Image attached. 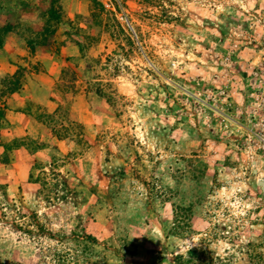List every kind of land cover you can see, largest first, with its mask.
I'll use <instances>...</instances> for the list:
<instances>
[{"label": "rangeland", "instance_id": "1", "mask_svg": "<svg viewBox=\"0 0 264 264\" xmlns=\"http://www.w3.org/2000/svg\"><path fill=\"white\" fill-rule=\"evenodd\" d=\"M0 38V264H264V0H0Z\"/></svg>", "mask_w": 264, "mask_h": 264}, {"label": "trees", "instance_id": "2", "mask_svg": "<svg viewBox=\"0 0 264 264\" xmlns=\"http://www.w3.org/2000/svg\"><path fill=\"white\" fill-rule=\"evenodd\" d=\"M1 45H2V39L0 38V48H1ZM15 78H16L15 76H12L10 79L14 80ZM4 88H5V91L3 93L14 94V93L18 92L21 87H20L19 83L10 82L7 85H5ZM0 117L2 119H4V114L0 113ZM27 140L29 141L28 138L24 139V141L29 144V142H27ZM32 143H34V142H32ZM6 150H7V148H6ZM12 150L13 149H11V151ZM21 150L25 151L24 149H21ZM7 161H4V163H8Z\"/></svg>", "mask_w": 264, "mask_h": 264}, {"label": "built area", "instance_id": "3", "mask_svg": "<svg viewBox=\"0 0 264 264\" xmlns=\"http://www.w3.org/2000/svg\"><path fill=\"white\" fill-rule=\"evenodd\" d=\"M132 33H134L133 28L131 26H128Z\"/></svg>", "mask_w": 264, "mask_h": 264}]
</instances>
